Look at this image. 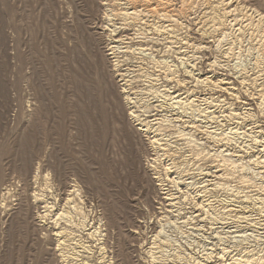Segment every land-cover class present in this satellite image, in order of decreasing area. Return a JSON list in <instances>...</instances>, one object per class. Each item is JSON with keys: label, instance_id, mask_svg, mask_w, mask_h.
I'll list each match as a JSON object with an SVG mask.
<instances>
[{"label": "rangeland", "instance_id": "1", "mask_svg": "<svg viewBox=\"0 0 264 264\" xmlns=\"http://www.w3.org/2000/svg\"><path fill=\"white\" fill-rule=\"evenodd\" d=\"M148 1L0 0V264H264V0Z\"/></svg>", "mask_w": 264, "mask_h": 264}, {"label": "bare ground", "instance_id": "2", "mask_svg": "<svg viewBox=\"0 0 264 264\" xmlns=\"http://www.w3.org/2000/svg\"><path fill=\"white\" fill-rule=\"evenodd\" d=\"M223 2H224V7H225V9H224V12H225V14H231V13H234L235 11H237L238 9L239 10H243L244 11V13H245V15H247L248 17H250L251 16V14H249L248 12H251V10H253V12H254V9H252V8H250V7H247V6H244V5H240V3L237 1V0H223ZM147 5L148 6H151L152 5V3H151V1H148L147 0ZM135 9V8H134ZM256 12V11H255ZM123 14L124 15H126V16H131V15H136V13H135V11L133 10L132 12H123ZM256 16H257V19L258 20H262V19H264V16L261 14V13H256ZM143 17V16H142ZM116 42L117 43H122V40L121 39H117L116 40ZM114 47V46H113ZM204 81L205 80H207V78H204L203 79ZM219 83H222L221 85H220V90H223V91H231L232 89H231V87L230 86H228V85H223V84H230V82H224V81H220ZM228 86V87H227ZM175 99H176V103L177 104H179L180 102H181V97L179 96V94H178V96H176L175 97ZM252 99V98H251ZM185 105V104H184ZM130 115L132 116V112H130ZM261 162H263V161H261ZM36 200H38V199H36ZM164 201H169V204L171 203V198L170 197H167V198H164ZM46 206H48V205H46ZM46 206H44V208H46ZM198 214V213H197ZM56 215H57V213H56ZM51 217V216H50ZM45 220V219H44ZM93 233V231L92 232H89L88 234L89 235H91ZM209 264H213V263H209Z\"/></svg>", "mask_w": 264, "mask_h": 264}]
</instances>
